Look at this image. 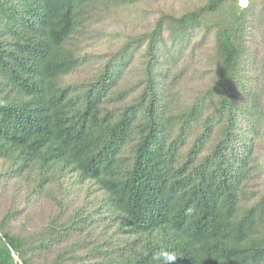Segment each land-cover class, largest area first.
<instances>
[{
	"label": "trees",
	"instance_id": "1",
	"mask_svg": "<svg viewBox=\"0 0 264 264\" xmlns=\"http://www.w3.org/2000/svg\"><path fill=\"white\" fill-rule=\"evenodd\" d=\"M162 1L0 0V264H264V0Z\"/></svg>",
	"mask_w": 264,
	"mask_h": 264
},
{
	"label": "clouds",
	"instance_id": "2",
	"mask_svg": "<svg viewBox=\"0 0 264 264\" xmlns=\"http://www.w3.org/2000/svg\"><path fill=\"white\" fill-rule=\"evenodd\" d=\"M177 258L178 254L176 252L167 250H160L153 257L158 264H174Z\"/></svg>",
	"mask_w": 264,
	"mask_h": 264
},
{
	"label": "rangeland",
	"instance_id": "3",
	"mask_svg": "<svg viewBox=\"0 0 264 264\" xmlns=\"http://www.w3.org/2000/svg\"><path fill=\"white\" fill-rule=\"evenodd\" d=\"M191 0H178L175 2L166 0V1H162L161 3H163V6L168 5V6H173L176 9H180L181 7L185 6V5H189ZM240 5L241 6H246V0H240Z\"/></svg>",
	"mask_w": 264,
	"mask_h": 264
},
{
	"label": "built area",
	"instance_id": "4",
	"mask_svg": "<svg viewBox=\"0 0 264 264\" xmlns=\"http://www.w3.org/2000/svg\"><path fill=\"white\" fill-rule=\"evenodd\" d=\"M11 256H12V258H13L14 261H15L14 264H24V263L19 259V257L17 256L16 253L12 252V253H11Z\"/></svg>",
	"mask_w": 264,
	"mask_h": 264
},
{
	"label": "water",
	"instance_id": "5",
	"mask_svg": "<svg viewBox=\"0 0 264 264\" xmlns=\"http://www.w3.org/2000/svg\"><path fill=\"white\" fill-rule=\"evenodd\" d=\"M246 4H247V0H246Z\"/></svg>",
	"mask_w": 264,
	"mask_h": 264
}]
</instances>
